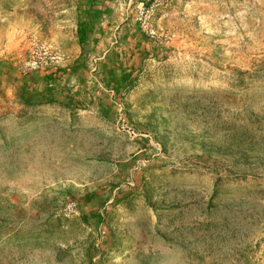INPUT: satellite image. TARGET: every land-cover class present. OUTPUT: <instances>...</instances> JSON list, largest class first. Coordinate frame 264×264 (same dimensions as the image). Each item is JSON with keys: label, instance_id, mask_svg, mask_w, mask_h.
Listing matches in <instances>:
<instances>
[{"label": "rangeland", "instance_id": "rangeland-1", "mask_svg": "<svg viewBox=\"0 0 264 264\" xmlns=\"http://www.w3.org/2000/svg\"><path fill=\"white\" fill-rule=\"evenodd\" d=\"M5 4L0 264H264V0Z\"/></svg>", "mask_w": 264, "mask_h": 264}, {"label": "trees", "instance_id": "trees-1", "mask_svg": "<svg viewBox=\"0 0 264 264\" xmlns=\"http://www.w3.org/2000/svg\"><path fill=\"white\" fill-rule=\"evenodd\" d=\"M89 1L92 2L94 0H89ZM88 5L90 6V3H88ZM90 10L91 8L88 7V10L86 12L87 16H90L91 13ZM90 30L91 29L88 26L87 22L79 21L77 26V37H78V45L81 49L84 48L87 42L88 33L90 32ZM77 66H72L71 70L73 71L77 70ZM57 77H58V71H55V73L47 74L43 77L45 84V88H44L45 97L49 96L52 93L51 88L52 86H54ZM103 81L105 82V85L111 87L112 90H114L116 93L120 92L121 90L127 92L133 86V83L135 82V77H132L131 73H125V72L116 73L114 70L107 68L106 71L103 73ZM27 90L28 89L26 87H23V89L21 90L22 93L20 95L22 102H24L25 104H29V102H33V98L31 95H25Z\"/></svg>", "mask_w": 264, "mask_h": 264}, {"label": "crops", "instance_id": "crops-1", "mask_svg": "<svg viewBox=\"0 0 264 264\" xmlns=\"http://www.w3.org/2000/svg\"><path fill=\"white\" fill-rule=\"evenodd\" d=\"M5 8L7 9L6 4L4 5L3 8H0V11H1V12H5V11H6V10H4Z\"/></svg>", "mask_w": 264, "mask_h": 264}]
</instances>
